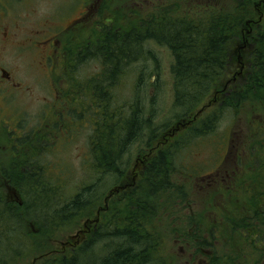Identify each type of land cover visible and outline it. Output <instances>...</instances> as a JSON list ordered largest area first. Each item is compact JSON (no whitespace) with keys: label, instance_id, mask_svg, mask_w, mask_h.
Wrapping results in <instances>:
<instances>
[{"label":"rangeland","instance_id":"1","mask_svg":"<svg viewBox=\"0 0 264 264\" xmlns=\"http://www.w3.org/2000/svg\"><path fill=\"white\" fill-rule=\"evenodd\" d=\"M103 2L104 0L0 2V62L10 71L14 82L22 85L10 86L0 75V123L3 120L8 121L1 124H9L11 131L19 126L21 132L17 131L16 134L20 141L25 140L30 133L33 135L29 143L23 142L19 148H15L19 154L16 152L13 155L10 151L14 140L7 132L8 128L4 127V130L1 127L0 167L10 166L21 154L39 152L40 149L41 153H38L39 157L34 163L38 168L47 167L46 172L50 180L51 176L54 177L52 183L59 189L63 200L75 195L91 180V175L97 174L93 169L91 154V137L95 125L78 119L77 115L82 118L89 110V103L95 99L96 93L93 96L89 91L93 81L99 80L102 91L108 89H104L106 84L100 78L102 62L86 51V46L92 47L96 44L101 34V24H108L107 19L112 17L113 12L117 15L116 25L129 28L133 21H139V17L146 19L161 6L166 9H179L180 14L202 3L219 4L225 8L230 5L228 0H105L107 5L112 6L113 11L100 13L104 19L101 23L98 9ZM130 10H137L138 15L129 14ZM252 12V17L244 19L245 36L254 35L260 27H264V0H254ZM80 21L82 23L77 27L76 24ZM50 41L56 42L53 45ZM30 43L33 45H26ZM232 44L235 66L224 74L220 83L224 85L222 91L226 93L230 86L242 78L240 71L247 66L253 52L250 42L241 48L238 43ZM51 53H54L53 60L48 59ZM173 62L174 55L167 46L152 40L146 41L138 59L120 69L121 77L112 88L110 101L113 108L125 106L128 116L132 108L137 107L141 118L148 120L143 125L146 128L141 130L139 137L129 145L123 155V174L129 176L128 182L136 185L142 183L144 155L152 154L146 144L151 143L154 148L161 138L170 137L169 132L175 135L174 143L181 141L189 132L188 128H191L188 126L196 121L200 112H210V107L214 109L219 101V90L211 89L206 99L193 110L195 114L190 120L188 116L192 111L175 105ZM69 72L76 74L74 81L69 76L68 81L64 79V75ZM78 86L82 89L77 90ZM87 87L89 89L85 90ZM58 89L64 94L62 104L60 101L55 102L58 100ZM255 107L246 104L237 113L226 111L213 134L200 138L191 145L182 144L175 159L176 168L169 177L170 184L166 190L158 195H145L148 201L133 207L136 210L134 213L132 206L128 209L125 206L128 205L127 200L121 204L113 201L109 194L113 187L121 185L122 177L115 172L101 175L96 180L94 194L97 198L92 196L94 200L90 211L67 220L62 228L49 235L43 242L48 252L51 256L70 255L74 248L86 244L84 255L90 263L102 264L109 253L132 246L121 235L107 236L105 233L120 226L132 227V230L148 236L143 245L135 247L145 248L152 264H157L156 254L158 256L159 252L166 254H163L164 261L162 260L165 264H187L193 258L192 252H197L196 256L209 260L211 255L231 258L238 264H255L261 257L259 263L263 261L264 264V253L261 254L253 246L248 245L243 250L241 245L243 251H240L236 246L240 237L228 229L224 219L228 208L233 211L239 208L241 212L242 199L248 201L251 193L264 191V178L259 172L250 167L249 172L245 169L249 166L246 164L249 153L252 154L253 162L257 163L255 153L250 149L251 144L264 138V114L257 115L254 112ZM94 111L96 112V107ZM98 116L93 114L92 120L97 121ZM86 118L92 122L90 115L87 114ZM42 119L46 126L45 132H41L44 129L41 127ZM16 134L14 133L15 136ZM151 136L155 138L154 141L150 139ZM37 137L47 138L49 142L45 141L43 146L37 145ZM5 183L2 185L5 196L22 201L16 188ZM230 184L237 186L235 195L229 193L232 189ZM57 205L61 204L55 199L50 209ZM100 211L110 212L109 221H104V215ZM124 216H127V221ZM46 217L49 218L48 215ZM128 217L133 220L128 221ZM139 219L143 224H139ZM27 227L32 228L33 232L36 228L32 224ZM98 231L99 239L94 241L93 234ZM211 231L215 239L210 235L206 236ZM201 233H206L204 238L207 246L205 245L204 250L202 246H197L199 240L194 237L197 234L200 237ZM262 237L261 247L264 245V232ZM245 240L240 243H247ZM256 244L259 246L257 242ZM34 253L36 252L27 251L15 264L46 262L44 256Z\"/></svg>","mask_w":264,"mask_h":264},{"label":"trees","instance_id":"2","mask_svg":"<svg viewBox=\"0 0 264 264\" xmlns=\"http://www.w3.org/2000/svg\"><path fill=\"white\" fill-rule=\"evenodd\" d=\"M228 1L230 5L227 8L219 4L207 5L202 3L195 7L192 6L180 14L179 9L172 7L166 9L165 6H161L156 11L151 12L146 19L139 17V21H133L129 28L116 25L117 15L112 13V6L107 5L105 0L100 4L99 14L111 12L112 17L107 19L108 24H104L101 22L104 20L103 16L99 15V21L102 23L100 26L101 34L94 46H86V51L87 54L97 57L102 62L103 70L100 78L106 84L104 89H108L102 91L99 80L93 81L91 88L89 89V86L85 90L89 89L93 96H95V92L97 98L95 96V99L89 103V110L84 113L82 118L81 115H77L79 116L78 119L87 120L89 125H95L94 134L91 137V154L93 169L97 174L91 175V180L75 195L63 200L60 197L59 189L52 183L54 177L51 176L50 180V176L46 172L47 167H44L45 169L43 167L38 168L39 166L34 163L35 159L39 157L38 153H41L40 149L39 152L21 154L22 156L13 161L10 166H1L0 264H15L20 261L18 259L26 255L27 251L44 256L46 262L43 264H91L88 257L84 255L86 244L74 248L70 255L51 256L43 242L49 235L62 228L67 220L82 213L87 214L90 211L93 197L97 198L94 194L97 187V185L95 187L96 180L100 179L101 175L106 176L115 172L122 177L121 185L113 187L109 194L114 188L126 187L120 189L119 192H114L111 198L121 204L127 200L128 205L125 206L127 209L132 206L134 213L136 211L134 208L138 207L137 205L148 201L145 195H158L166 190L170 184L169 177L176 168L175 159L182 148V144L191 145L199 141L198 139L213 134L218 129L221 118L226 111L237 113L242 106L250 104V106H256L254 112L257 115L262 116L261 114H264V27H260L254 35L245 36L243 33V28L246 26L244 19L252 17L254 0ZM128 13L138 15L137 10H130ZM114 19L115 23H113ZM80 23L82 21L76 26L78 27ZM151 40L167 46L174 55L172 72L174 74L175 105L192 111V113L190 112L192 116H188L190 120L195 114L193 110L200 106L211 89L219 90L217 97L219 101L214 109L212 106L210 107V112H200L199 117L195 119L196 121L188 126L191 128L186 127L190 130L181 141L174 143L175 135L169 132L168 135L171 138L164 136L165 138H161L154 148L151 147V143L146 144V148L150 147L152 154L146 155L147 157L144 155L142 164H145L141 173L143 174L142 183L136 185L134 182H128L129 176L123 174V155L129 145L139 137L141 130L146 128L143 125L148 120L141 118L137 107L132 108V111L126 116L125 106L113 108L110 99L112 88L121 77L120 69L138 59L143 43ZM248 42L252 44L253 52L248 59L247 66L240 71L242 78L230 86L228 93H226V91H222L224 85H220V83L224 74L226 75L235 66L233 64L232 53L234 49L232 48L234 45L232 43H238L241 48ZM78 57L80 58V56ZM79 58L78 60L81 61L82 59ZM67 76L74 81L76 74L69 72L68 75H64L65 80H67ZM76 89L82 88L78 86ZM95 107L96 112L94 111ZM86 113L91 116V120L93 114L99 115L97 121L92 120L90 122L86 118ZM30 137L33 138L32 133L27 135L25 140L19 141L20 143H29ZM150 139L155 140L153 136ZM44 141L48 140L37 137L35 144L43 146ZM251 145L250 149L253 154L255 153V162L257 163L253 162L252 154L249 153V158L246 161L249 166L245 169L249 172V167L253 168L264 178V138ZM5 182L8 183V186L11 185L10 187L16 188V193H19L22 201L12 200L5 196L2 191V185ZM224 185L227 187L226 183ZM229 187H232L229 193L235 195L236 184H230ZM55 199L61 205L50 209ZM241 207L243 208L241 212L239 208L235 211L228 208L225 211V224L229 226L228 229L231 232L238 234L239 243L246 239L247 243L236 244L240 251L251 245L263 254L264 245L261 247L260 243L263 241L264 232V191L251 193L248 201L242 199ZM104 212L100 211V214L104 215V221H109L110 212ZM121 213L123 214V209H121ZM126 218L127 216H124L125 221H127ZM132 220L131 217H128V221ZM31 224L32 227H36L34 232L32 228L27 227ZM139 224H143V221ZM198 224L200 225V223ZM132 229V227L120 228L117 226L111 232H109L110 230L105 232L107 236L121 235L127 240L129 246H132L125 250L111 252L112 255L109 253L104 262L101 261L102 264H152L147 250L143 247L140 249L135 247L143 245L148 236L141 232L144 237ZM99 234V231L93 234L94 241L96 238L99 239ZM205 234L201 233L200 237L198 234L194 235L199 240L197 246H202L203 250L205 245L207 246ZM208 235L214 238L212 231L210 234H206V236ZM161 253L159 252L158 256L156 254L157 264L166 263H163L164 253ZM191 255H193V263L199 260L204 263L202 257L196 256L197 252H192ZM260 258L256 260L255 264H262L263 261L259 263ZM205 263L238 264L234 259H226L217 255H211L210 260L206 259Z\"/></svg>","mask_w":264,"mask_h":264},{"label":"flooded vegetation","instance_id":"3","mask_svg":"<svg viewBox=\"0 0 264 264\" xmlns=\"http://www.w3.org/2000/svg\"><path fill=\"white\" fill-rule=\"evenodd\" d=\"M77 25V24H76ZM34 42V41H33ZM56 41H50V43L51 44H53L54 45V43H55ZM35 43V42H34ZM26 45H30V46H32L33 45V43H30V44H26ZM53 55H54V53H51V54H49L48 55V59H51V60H53ZM0 75L4 78V81H5V83L6 84H8V85H10V86H15V87H19L18 85H20V86H22L21 84H18V83H16V82H14V78H13V76H12V74L10 73V71L9 70H7L4 66H3V64H2V62H0ZM7 89H9V88H7ZM24 89V88H23ZM60 91V92H59ZM58 101V102H57ZM59 101H60V104H62V91L60 90V89H58V100H56L55 102L56 103H59ZM42 124H41V127H43L44 129L43 130H41V132H43L45 129H46V126H45V122H44V120L42 119ZM1 123H3V124H6V123H8V121H6V120H3ZM0 123V128L2 127L4 130L6 129V128H4V127H7L8 128V130H7V132L11 135V138L14 140V143H13V147L11 148V153L14 155L16 152L18 153V151H16V149L15 148H19L20 146H21V143H20V141H19V139H20V137L16 134V132L18 131V133L19 132H21V129H20V127L19 126H15L16 128H14V130H10V125L9 124H7L6 126L5 125H2ZM50 123V122H49ZM49 125V124H48ZM49 127V126H48ZM46 131H48V130H46ZM45 132V131H44ZM14 133L16 134V136L14 135ZM14 137V138H13ZM45 140H48L47 138H45ZM49 141V140H48ZM45 142V141H44ZM19 154V153H18ZM201 259H204V263L206 262V259L204 258V257H202ZM197 262H199V264H204L203 263V261L202 260H199V261H197ZM191 264V263H193L192 262V260L191 261H187V264Z\"/></svg>","mask_w":264,"mask_h":264},{"label":"water","instance_id":"4","mask_svg":"<svg viewBox=\"0 0 264 264\" xmlns=\"http://www.w3.org/2000/svg\"><path fill=\"white\" fill-rule=\"evenodd\" d=\"M120 189H124V187L123 186H120V187L114 188L113 191H112V193L110 194V196H112L114 192H119Z\"/></svg>","mask_w":264,"mask_h":264}]
</instances>
